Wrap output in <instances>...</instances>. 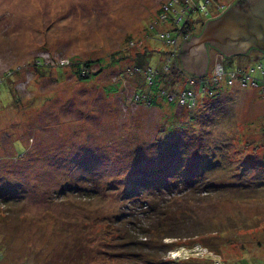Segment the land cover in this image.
<instances>
[{
	"label": "rangeland",
	"instance_id": "1",
	"mask_svg": "<svg viewBox=\"0 0 264 264\" xmlns=\"http://www.w3.org/2000/svg\"><path fill=\"white\" fill-rule=\"evenodd\" d=\"M169 1L0 0V264L74 258L81 227L123 208L131 188L61 197L67 179L86 188L93 183L79 178L93 172L110 186L111 173L134 174L159 155L202 194L182 201L184 239L168 256L264 264V85L228 82L264 67V53L226 57L211 47L206 83L177 76L166 64L183 39L160 13ZM208 1L199 19L234 0ZM83 61L93 62L91 79H79ZM160 72L156 93L150 80ZM187 84L191 105L180 102ZM176 176L164 192L178 188Z\"/></svg>",
	"mask_w": 264,
	"mask_h": 264
},
{
	"label": "trees",
	"instance_id": "2",
	"mask_svg": "<svg viewBox=\"0 0 264 264\" xmlns=\"http://www.w3.org/2000/svg\"><path fill=\"white\" fill-rule=\"evenodd\" d=\"M206 4L205 0H171L166 3V6L171 5V10L160 9V13L166 17V20L175 25L176 34L179 33L183 39L180 46L176 45V55H178V51L185 39L198 34L206 20L216 17L210 14L208 19H202L203 17L201 16L199 19V15L195 14L205 11ZM203 6L205 7L203 8ZM180 9L183 12H180ZM179 15H184V17L179 23H175L174 18ZM197 16L198 19H196ZM187 17L190 18L189 22H186ZM168 34L171 35L170 33ZM175 54L166 65L173 69L175 68L174 72L177 76L187 74L182 62L178 60ZM92 63V61L77 63L79 79H91L95 75L89 69ZM164 74L165 72H160V76L158 75L156 80H150V86H156V93L159 90V81L165 79L163 77ZM200 79L201 83H206L205 77ZM261 82L264 84L263 80ZM213 87L209 88L214 89L218 93L222 90L221 87ZM190 88L191 85L189 84L185 86L186 90ZM150 99L152 103H155V97H150ZM166 99L170 100V98ZM170 103L176 106L173 99L170 100ZM158 158L146 165V167L144 166L145 169L134 171V174L125 177L114 176V172L111 173L110 186H108V181L103 182L93 172L79 178V182L87 181L93 183V185L86 188L78 186L79 184H74L75 180L67 179L65 188L60 191L61 197L73 195L90 201L103 196V191L109 188H123V185L131 188L128 191L129 195H126L129 200H126L123 208L116 209L106 214V216L103 215L102 218L97 217L94 220V228L90 230L85 226L81 227L80 232H85L83 233V238L79 239L80 241L78 242L74 240L71 246L69 245L71 252L75 253L74 258L70 257L73 259L72 261H76L75 264L187 263V261L182 259H171L168 255L169 252L179 247L184 239L180 235L182 222H184V217L186 216L182 201L184 200L187 203L188 198L197 199L202 194L196 189H191L192 181L185 184L186 181H189L187 179H190L187 177L192 175H185L182 179L180 175H175L176 171L174 166H171V161L166 163L163 158H160V155ZM92 163L90 161V164ZM196 166L192 165V167ZM174 176H176L178 188L164 192L167 187L161 189V185H167L168 182L174 179ZM183 186H188V188ZM4 198V202L13 199L10 196ZM166 239L174 240L167 242ZM70 258L66 259L68 261L65 264H73L69 262ZM201 262L202 264H211L204 260ZM191 264L194 263L191 262Z\"/></svg>",
	"mask_w": 264,
	"mask_h": 264
},
{
	"label": "water",
	"instance_id": "3",
	"mask_svg": "<svg viewBox=\"0 0 264 264\" xmlns=\"http://www.w3.org/2000/svg\"><path fill=\"white\" fill-rule=\"evenodd\" d=\"M226 57L264 52V0H234L220 15L210 18L200 33L185 39L178 51L186 72L204 76L209 48Z\"/></svg>",
	"mask_w": 264,
	"mask_h": 264
},
{
	"label": "built area",
	"instance_id": "4",
	"mask_svg": "<svg viewBox=\"0 0 264 264\" xmlns=\"http://www.w3.org/2000/svg\"><path fill=\"white\" fill-rule=\"evenodd\" d=\"M206 1V3H208L209 1L208 0H205ZM166 7V9H168V10H170L172 7H171V5H167V6H165ZM205 6H203V8H204ZM182 18H180V20H181ZM179 20V21H180ZM168 36H170L169 34H167V37ZM220 68V69H219ZM219 68H217V70H219V73L221 72V73H223V71H222V66H220ZM251 71H259V73H263L264 74V68H263V65L262 64H258L256 67H254V68H252V69H250V70H248L247 72L245 71V70H238L237 72H233V73H231L230 74V80H228V82L230 83V84H232L233 83V78L235 77H240L242 80H244V85H246L248 82H249V79L250 78H253V80H251L252 81V83H255V84H257V83H260L261 81H262V78H260L259 76H257L256 74H255V72H254V74L252 75L251 74ZM234 73H236V74H234ZM222 76L221 75H218V73L216 74V76H215V81L217 82L220 78H221ZM260 78V79H259ZM260 84H262V82L260 83ZM264 85V84H263ZM181 97H180V102L181 103H185V102H187L189 105H191L192 103H194V98H195V96H194V93L191 91V89H188V90H184L181 94ZM171 99V98H170ZM172 100V99H171Z\"/></svg>",
	"mask_w": 264,
	"mask_h": 264
},
{
	"label": "flooded vegetation",
	"instance_id": "5",
	"mask_svg": "<svg viewBox=\"0 0 264 264\" xmlns=\"http://www.w3.org/2000/svg\"><path fill=\"white\" fill-rule=\"evenodd\" d=\"M236 1H237V0H236ZM210 50H211V49H209V51H210ZM255 50L258 51V52L264 53L263 51H260V50L255 49V48L251 49L248 53H250V52H255ZM208 66H210V61L208 62Z\"/></svg>",
	"mask_w": 264,
	"mask_h": 264
},
{
	"label": "crops",
	"instance_id": "6",
	"mask_svg": "<svg viewBox=\"0 0 264 264\" xmlns=\"http://www.w3.org/2000/svg\"><path fill=\"white\" fill-rule=\"evenodd\" d=\"M181 60V59H180ZM208 70H209V68H207V72H208ZM187 74L188 75H193V74H189L188 72H187ZM194 76H196L195 74H194ZM197 77H199V76H197Z\"/></svg>",
	"mask_w": 264,
	"mask_h": 264
},
{
	"label": "clouds",
	"instance_id": "7",
	"mask_svg": "<svg viewBox=\"0 0 264 264\" xmlns=\"http://www.w3.org/2000/svg\"><path fill=\"white\" fill-rule=\"evenodd\" d=\"M171 100V99H170Z\"/></svg>",
	"mask_w": 264,
	"mask_h": 264
}]
</instances>
